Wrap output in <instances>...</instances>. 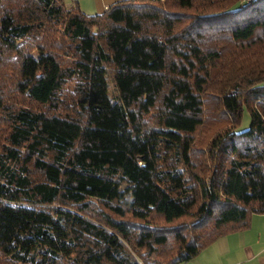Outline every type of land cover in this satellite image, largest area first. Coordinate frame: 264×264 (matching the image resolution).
<instances>
[{"label": "trees", "instance_id": "trees-1", "mask_svg": "<svg viewBox=\"0 0 264 264\" xmlns=\"http://www.w3.org/2000/svg\"><path fill=\"white\" fill-rule=\"evenodd\" d=\"M253 214L264 0H0V264H179Z\"/></svg>", "mask_w": 264, "mask_h": 264}, {"label": "crops", "instance_id": "crops-1", "mask_svg": "<svg viewBox=\"0 0 264 264\" xmlns=\"http://www.w3.org/2000/svg\"><path fill=\"white\" fill-rule=\"evenodd\" d=\"M119 1L123 0H64L68 7L78 6L86 14L100 13ZM252 229L256 230L255 240H251L247 234ZM208 247L213 248L212 254H217L218 259H211L214 264H264V214H253L248 228L221 236ZM246 250H250V253H246Z\"/></svg>", "mask_w": 264, "mask_h": 264}, {"label": "rangeland", "instance_id": "rangeland-1", "mask_svg": "<svg viewBox=\"0 0 264 264\" xmlns=\"http://www.w3.org/2000/svg\"><path fill=\"white\" fill-rule=\"evenodd\" d=\"M249 123H250L249 114H248L247 110L245 109L243 111L241 123L238 126L237 130L239 131V130H243V129L248 128ZM258 218H260V217H258ZM247 234L251 240H255L253 238H255L256 230L252 229L251 231H248ZM212 250H213L212 247H208V248L206 247V249L203 250L200 253V255L195 257L192 262L189 260L187 262H183V263H179V264H214V262L211 259H213V258L218 259V258H217V254H212ZM246 253L249 254L250 250H246Z\"/></svg>", "mask_w": 264, "mask_h": 264}, {"label": "built area", "instance_id": "built-area-1", "mask_svg": "<svg viewBox=\"0 0 264 264\" xmlns=\"http://www.w3.org/2000/svg\"><path fill=\"white\" fill-rule=\"evenodd\" d=\"M243 2H246V3H249V2H251V1H253V0H242ZM107 8V7H106ZM105 8V9H106Z\"/></svg>", "mask_w": 264, "mask_h": 264}]
</instances>
